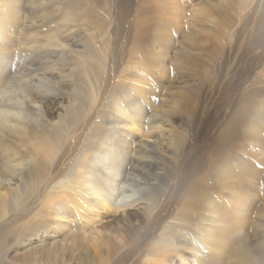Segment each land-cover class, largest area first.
I'll return each instance as SVG.
<instances>
[{"label": "rangeland", "instance_id": "1", "mask_svg": "<svg viewBox=\"0 0 264 264\" xmlns=\"http://www.w3.org/2000/svg\"><path fill=\"white\" fill-rule=\"evenodd\" d=\"M104 1L107 0H95L88 5L87 9L96 13L100 19H105L103 30L94 31L88 25L74 21L75 17L68 13L69 10L74 13L75 5L85 3L86 0H8L7 17L1 22L5 29L0 33L1 119H14L11 113L15 109L24 113L26 121L30 122L32 119L31 123L22 120L27 125L31 124L42 129L45 124L44 111L41 109H34L33 113L29 111L28 98L40 97L47 93L46 117L50 121L47 123L53 121L57 125L59 123L53 130L56 128V132L60 131L62 129L58 122L60 119L56 114L51 116L47 112L48 107L52 105L51 101L60 98L58 94L64 93L65 97L69 96V99L63 103L66 110L62 113L61 119L65 121L72 118L74 112L77 117L79 105L84 104L82 101L87 99L85 97L88 86L83 81V66L78 53L83 54L81 58L83 60L88 58L98 60L99 57L105 56L106 59L103 57L105 61L102 60L100 65L104 68L102 70L104 77L98 83V86L102 88V95H99L100 98L94 104L88 106V113L80 120L85 130L78 137L76 136V149L64 161V172L67 171L65 168L67 161L72 163L82 150L79 156L84 155L90 147L97 146L98 139H91V132L99 126L98 121L108 124V118L113 113V98L116 95H119L118 99L123 105H131L133 102L136 109L130 110V113L137 118L141 113L143 120L151 122L152 125L155 120L174 116L177 118L173 117L174 125L185 127L187 131L185 133L186 148L175 158L163 161L159 166L161 170L156 169L154 165H146L142 170L139 164L134 171L136 177H140L141 181L150 180L149 182L155 184V187L147 186L148 189L145 187L136 196L143 198L150 190L161 198V202L164 201L161 208L162 225H164L177 211L181 200L179 195L181 197L183 192L182 189L180 190L181 179L196 158H205L208 165L207 163L203 165L206 166V170L213 173L214 162L217 160L219 164L229 162L234 156L238 158V161L244 162L246 168L250 169L254 182L260 184L258 187L261 191L260 197L254 198V201H257L251 209V223L247 228L245 226L244 235L247 233L246 239L255 247L253 248L255 253L261 250L264 252V247L261 248L264 241V203H261L264 202V191H262L264 189V32L257 29V20L259 21L257 16L264 15V0H108V5ZM214 5L222 6L225 10L223 14H227L224 16L229 22L228 30L219 33V41L216 38L217 44L219 43L222 47L218 45L215 47L214 38L218 33H214L213 23L208 18L205 19L206 14L201 12L204 6H208L205 8L207 13L211 8L209 14L218 20L220 14ZM103 33L107 35L106 38ZM211 35L214 37H210ZM198 36L202 40H199ZM196 39L200 43L202 41V44L199 43L200 50ZM58 42L62 46L53 45L59 44ZM135 45L141 50L140 55L139 50L138 55L135 52L137 50ZM105 46L109 51H106ZM192 46L193 51L190 50ZM216 48L221 51L219 52ZM103 53L107 55H102ZM188 53L192 57L188 56ZM186 61L191 66L194 63V68L186 66ZM137 73L141 76V82L132 86L131 81L137 77ZM191 92L200 94L201 112H195L193 117H189L191 120L187 119L186 115L182 116L184 119L179 118L174 111L175 102L179 99L185 102L186 98L190 101L188 96ZM203 93L206 95L202 97ZM5 111H9L10 114L7 112L8 115ZM235 121L238 122L235 123ZM233 126L235 128L232 132H228L230 136L228 139L220 136L224 129L227 130ZM155 136L156 134H152L151 138L154 139ZM174 139L175 136L171 146L163 143V140L157 143L161 147L163 156H168V153L172 152V147L176 148ZM226 140L229 144L223 146ZM132 150L128 151L129 155H125L128 158V167L133 159L130 158ZM138 150L139 156H145L153 163L157 162V157L153 154L146 155L141 148ZM149 166L151 169L148 168ZM95 209L96 207H93L90 210L93 212ZM100 212L103 216L96 217L98 220L96 229L99 230V238L102 241L100 249L96 250L88 246L87 249L78 239L72 238L74 228L69 225L64 227L66 237L63 241L59 240L62 236L49 237L42 229L43 223H39L38 226L34 224L37 220H34L27 225L26 232L31 236L30 240H24L19 247L15 246L16 249H12L8 256L24 257L30 254L38 255L44 251L50 254L52 260H46L40 254L41 264H86L87 262V264H98L97 262L100 263L103 260L101 259L104 258L103 256L109 261L119 252L134 245L132 240L138 241L139 233L144 226L138 222L134 224L132 214H127V220H124L111 209L108 212L106 210ZM90 214L88 219L92 218L94 213ZM29 225L37 226L32 228ZM41 229V235L39 232V235L34 236ZM230 244L237 245L235 241ZM84 249L88 250V253L86 252L87 255L89 254L88 259L87 257L85 259ZM137 251L136 255L133 254L131 259L129 258V263L143 264L142 262L152 259L143 257L145 260L140 262L142 249ZM166 256L167 258L160 264H189L190 261L183 251H171ZM81 260H86V263Z\"/></svg>", "mask_w": 264, "mask_h": 264}, {"label": "bare ground", "instance_id": "2", "mask_svg": "<svg viewBox=\"0 0 264 264\" xmlns=\"http://www.w3.org/2000/svg\"><path fill=\"white\" fill-rule=\"evenodd\" d=\"M94 1L86 0L85 3L75 5L74 13L69 12L70 10L68 13L75 17L74 21L86 24L94 31H102L105 19H100L96 13L87 9L88 5ZM107 1H104V3L107 4ZM211 5L213 4L211 3ZM7 7H9L8 0H2L0 2V33L5 29V26L1 22L7 17ZM207 7L201 8V12L206 14L205 19L208 18L213 23V27L210 23L211 27L214 29L215 34L218 33L214 39L216 40L217 38L218 40L220 38L219 33L228 30L229 22L226 18L227 14H223L225 10L222 6H216L215 9L220 14L219 19L216 20V18H212L209 14L211 13V6L209 7V13L205 9ZM235 12L234 14L239 11ZM261 16H257L259 19V21L257 20V29L260 32H264V15ZM230 17L232 16L230 15ZM252 25L254 27V24ZM106 37L107 35L105 34ZM210 37L214 36L211 35ZM199 40H202V38ZM217 40L215 47L217 45L218 47L221 46L219 43L217 44ZM196 43L199 44L200 42ZM200 44H202V41ZM200 44L198 47L201 46ZM53 45L62 46L61 43H54ZM135 46L137 49V45ZM192 48L193 46L190 50L193 51ZM198 49L200 50V47ZM138 50L135 52L137 53ZM106 51L109 50L106 48ZM139 51L140 55L141 50ZM194 51L198 53L197 50ZM104 54L107 55V53H103L102 55ZM187 55L191 56L189 53ZM78 56L82 58L83 54L78 53ZM103 57L105 56L99 57L98 60L95 58H88L86 60L80 58L83 66V81L88 87L85 97L87 99L82 101L84 104L79 105L77 117H75L76 113L74 112V116H70L72 118H68L65 121L61 119L62 113L66 110L63 103L69 99V96L65 97L64 93L58 94L60 98L51 101L52 105H50V108L48 107L47 112L51 116L56 114L60 119L58 121L60 122V126H62L60 131L56 132V128L53 130L59 123L58 125L54 121L47 123L50 122L46 117L47 93H44L40 97L28 98L29 106L27 109L29 111L34 109L44 111L43 121L45 124L42 129L31 124L29 126L23 122L22 120H25L26 117L22 111L14 109L11 113L14 119H1L2 115L0 116V264H41L39 260L40 254L46 260H52L50 254L44 251L38 255L30 254L24 257L17 255L11 258L8 256L11 250L22 245L24 240H30L31 236L26 232L28 229L27 225L31 221L34 222V220L39 221L38 223L37 221L34 222V224L43 223L42 229H44V232H47L46 235L49 237L62 236L59 240L63 241L66 237L64 227H66L65 225H69L74 228L72 238L78 239L80 243L82 242L81 244L85 248L88 246L89 248H96V250L100 249L102 241L99 238V230L96 229L98 222L96 217L102 215L100 211L106 210L108 212L109 209L113 213H118L124 220H127V214H132L134 224L138 222L140 225L143 224L144 228L139 233L138 241L136 242L135 240L134 242L132 240V244L134 243V245L129 249L119 252L112 258L109 257V261L105 260L104 258L106 257L103 256L104 258H101L103 260L100 263L97 262L98 264H107L108 262V264H131L129 263V258L131 259V256L139 249H142V253L140 251V262L145 260L143 257L146 259L152 258L146 262H142L143 264H160V262H163L167 258L166 254L168 252L176 250L184 252L185 256L190 259L189 264H264V252L261 250V252L255 253L253 251L255 247H253L251 241L246 239L247 233L244 235L245 226L247 228L249 223H251V209L255 205V201H257H254V198L257 199L256 196H259L261 193L258 189L260 184L258 185V183L254 182L250 169L246 168L243 161H238V158L233 156L229 162H223L224 164H219L217 160L213 163V173L208 169L207 171L206 166L203 165L205 163L208 165L205 158H196L181 179L180 183L182 185L179 188L183 192H181V197L179 195L181 200L179 201L178 208L176 207L177 211L175 213L173 211L174 215L172 214L164 225H162L163 211L161 209L164 201L161 202V198H158V195H154L150 190L147 191L148 194L143 198L136 196L145 187L148 189L147 186L155 187V184L149 182L150 180L141 181L140 177H136L134 171L139 167V164L140 167L142 166V170L146 165H154L156 169L161 170L159 166L162 165L163 161L175 158L178 153L183 152L186 148L187 136L185 133L187 131L184 129L185 127L174 125V118H176L174 116L155 120L152 125L151 122L143 120L141 113H139V118L130 113V110L136 109L132 101L131 105H123L118 99L119 95H116L113 98V113L108 118V124L105 125L104 122L98 121L99 126L91 132L92 135L90 134L91 139H98L97 146L90 147V149L85 151L84 155L79 156L80 153L82 154V150L74 162L69 163L67 161L66 163L68 164L65 166L67 171L64 172V161L76 149V136L78 137L85 130L80 120L88 113V106L92 105V103L94 104L100 98L99 95H102V88L98 86V83L104 77V74H102L104 68L100 66L101 61L106 59V57L104 59ZM190 63L185 62L188 67L191 66ZM192 65L195 66L194 63ZM140 77L138 73L135 79L132 77L133 81H131V85L134 86L140 83ZM44 80H47V78H44ZM199 87L201 88L202 86ZM181 90L183 91V89ZM196 92L189 93L188 98H190V101L186 98L185 102H182V99L175 102L174 111L179 118L186 115L187 119L191 120L189 117H193L195 112H201L199 108L201 98L200 94H196ZM201 95L203 97L206 93ZM9 111L11 112V110ZM242 113L240 111V114ZM8 115L6 117H9ZM18 116L24 117L15 118ZM27 117L31 116L27 115ZM31 121L32 119H30V122H26L31 123ZM234 128L233 126L227 130L224 129L220 136L228 139L230 137L228 132H232ZM152 134H156L154 139L151 138ZM174 136L176 148L172 147V152L168 153V156H163L161 147L157 143L163 140V143L171 146L173 145ZM223 143V146H228L229 141L226 140ZM138 148L143 150V154H153L157 157V162L153 163L145 156H139ZM130 150L133 151L132 155H130V158L133 159L131 165L128 167V158L125 155H129L128 151ZM114 158H117V160H114ZM232 165L236 166L233 167ZM261 203L263 204L264 202ZM93 207H96V209L91 212L90 209ZM90 213L94 214H92V218L88 219V215H91ZM68 218L72 220H63ZM248 219L250 221H247ZM34 226L31 227L33 228ZM260 226L262 227V225ZM42 229L37 231L34 236L39 235V232L41 235ZM228 241L230 243L235 241L237 245L233 246ZM81 247L79 248L81 249ZM263 247L264 241L261 248ZM87 249L86 251L84 249L85 259L89 255L86 254V252L88 253ZM91 251L93 253V250ZM261 253L262 257L259 258ZM107 254L109 255V253ZM83 257L84 255L82 258L80 256L81 259ZM96 258L98 259V256ZM83 261L86 263V260Z\"/></svg>", "mask_w": 264, "mask_h": 264}]
</instances>
